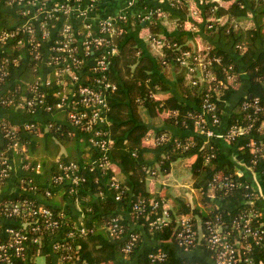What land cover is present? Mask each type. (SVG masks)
I'll use <instances>...</instances> for the list:
<instances>
[{"label": "trees", "instance_id": "1", "mask_svg": "<svg viewBox=\"0 0 264 264\" xmlns=\"http://www.w3.org/2000/svg\"><path fill=\"white\" fill-rule=\"evenodd\" d=\"M183 6L176 4L172 8ZM155 10L149 20L143 19V14L138 17L129 14L116 23L118 52L110 58L111 64L105 71L107 80L116 86L108 91L110 124L104 128L106 138L112 141L108 156L110 167H92L91 161L98 159L101 151L90 145L88 133L69 122L68 110H57L62 96L54 93L61 91L62 87L56 86L53 72L50 74L52 85L43 88L48 92L47 102L54 106L55 117L49 119L50 112L39 113L47 117L51 126L48 128L40 119L31 116L27 123L34 127L23 129L16 126L19 149L10 148L7 140L5 145H1L18 167L22 165L25 168L13 190L10 188L12 173L0 185V238L6 239L7 228L20 226L19 218H5L1 214V204L6 201L32 199L57 216L64 214L59 219V228H45L30 235L25 252L15 258L17 263L38 264L37 258L43 256L45 264H212L214 254L204 244H200L203 256L179 246L176 239L178 220L194 214L195 227L202 232L206 221L218 215L231 223L233 217L241 212L261 211L255 189L243 175L237 174L236 162L222 149L215 136L208 138L204 134L214 127L199 122L201 115L208 116L212 122L213 114L220 118V122L223 120L224 110L237 90L235 81L228 83L227 71L235 78L239 77L242 84L240 72L245 66L248 89L234 105L227 119V131L234 124L248 125L254 120L251 133L231 141V144L237 146V159L260 174L264 181V150L252 151L249 146L251 138L258 144L264 141V135L259 131L264 118V0H235L228 8L216 3L206 5L209 21L203 27L207 42L203 50L198 47L196 35L184 27H180L179 33H166L159 12ZM249 13L253 15L254 26L244 28L238 22L247 18ZM222 16H228L230 21L221 23L216 20ZM134 19V27L150 29L149 43L154 42L157 46L159 40L163 41L160 54H154L146 42L131 35ZM179 20L184 24L183 19ZM20 21L21 17L12 7L5 3L0 5V29L13 28ZM44 51L42 45L37 49L17 46L14 42L5 47L0 45V60H10V75L0 87V97L14 98L17 102L21 97L33 94L31 87L45 75ZM184 52H191L189 60L192 63L195 62L194 57L205 55L204 61H211L209 68L225 85L218 91V83L208 80L193 85L189 67L179 59ZM16 59L17 64L14 63ZM95 64L89 57L80 71L81 85L102 77L101 73H94ZM78 87L70 85L69 89L78 90ZM160 94L167 96L159 98ZM207 98L215 109L204 113L202 107ZM255 99H258L261 111L243 107L245 100L253 102ZM0 108L15 111L14 103L0 105ZM165 112H170V115L156 125L155 120ZM151 133H155L157 140L165 135L166 140L149 148L143 140ZM193 156L191 174L197 192L193 204L181 196L152 193L148 189L147 178L150 175L168 174L173 162ZM60 161L81 166L79 174L86 180L77 187L76 193L71 191L73 185L68 181L55 182L61 172ZM113 164L121 168L122 178L117 177ZM38 165L40 172L36 173ZM215 177L234 178L242 185L231 189L213 188L211 184ZM113 180H117L120 189L112 186ZM211 189L213 197L210 196ZM119 192L121 197L117 199ZM164 198L173 200L172 207L166 209ZM155 202H159L157 207H154ZM136 204L142 206L141 211L134 209ZM165 212L170 221L161 226L155 224ZM114 218L119 220L122 228L117 239L111 238L107 229ZM259 218L264 222L262 216ZM79 227L85 230L84 233ZM133 235L137 236L135 240H132ZM38 236L40 242H33V238ZM148 240L150 244H147ZM62 241L70 242L71 259L64 258L65 250L55 249L54 246ZM129 244L131 248L127 251ZM158 252H164L166 257L152 261L151 254ZM250 256L253 264H264V243L253 244Z\"/></svg>", "mask_w": 264, "mask_h": 264}, {"label": "built area", "instance_id": "2", "mask_svg": "<svg viewBox=\"0 0 264 264\" xmlns=\"http://www.w3.org/2000/svg\"><path fill=\"white\" fill-rule=\"evenodd\" d=\"M189 1L169 0L172 6L176 4L182 6L188 4ZM200 2L205 6L216 3L214 0H200ZM4 3L15 10L21 17V21L13 28L0 29V45L5 47L8 43L14 42L17 46H31L33 49L42 45L45 50V75L31 87L33 94L30 97L23 96L17 102L14 98L0 97V105L6 106L14 103L15 111L30 116L42 112L55 114L54 106L47 102L48 92L44 89L52 85L50 74L53 72L56 86L62 87L61 91L58 90L54 93L55 96H62L56 106L57 110H68L69 122L88 133L90 145L101 151L98 159L91 161L92 167H110L111 162L108 156L112 141L106 138L104 128L110 124L108 91L114 90L116 86L107 80L105 71L111 64L110 58L118 52L119 32L116 23L126 19L130 14L129 11H124L113 18H97L94 15L100 0H85V3L83 0H0V5ZM156 10L159 14L161 13L160 9ZM153 12L151 10L143 14V19L149 20ZM216 20L220 22L221 17ZM157 43L160 46L163 45L162 40ZM191 56V52H184L179 59L184 66L189 67V76L192 78L193 85H197L199 81L208 80L218 83L217 91L225 85V82L219 80L209 68L211 61H204L205 55L194 57L195 62L193 63L189 60ZM89 57L96 62L93 67L94 73L99 72L102 77L95 78L93 83L81 85L80 71L87 64ZM9 63L8 58L0 60V87L4 86L9 78ZM14 63L17 64L18 60H14ZM227 72V81L230 83V79L235 76L229 73L230 71ZM70 85H79L78 90H70ZM243 107L245 109L254 107L256 112L262 110L258 99L253 102L245 100ZM214 109L215 106L207 98L202 111L206 113L205 110L214 111ZM212 117L213 120L210 122L208 116L201 115L199 123H208L215 127L220 123V118L216 114H213ZM45 125L48 128L51 126L48 122ZM16 126H22L23 129L34 127L27 122L14 126L6 118L0 120V185L11 173L13 175L17 167L6 154V150L1 147L7 140L10 148L19 149V131ZM253 126V119L248 125L234 124L226 131L225 136L230 142L240 137H247ZM213 131L208 130L204 133V130H201V133L213 136ZM259 131L264 133V118L260 123ZM165 140L166 136L162 135L158 138L157 143ZM250 141L249 146L252 151L264 150V141H259V144L253 138ZM24 168V166H20L22 171ZM60 169L61 172L55 178V182L60 184L68 181L73 185L71 191L76 193L77 187L86 180L79 174L81 166L74 162L65 164L60 161ZM39 172L40 165L36 167V173ZM237 174L242 175L239 171ZM211 185L213 188L231 189L242 184L234 178L215 177ZM249 185L251 184L249 183ZM112 186L120 189L117 180H113ZM48 194L50 193L48 192ZM118 194L117 199L121 197V193ZM256 196L258 197L257 192ZM158 205L159 202L154 203V207ZM1 206V214L5 218H19L20 226L19 228H7L6 239L0 238V264H19L15 258L25 252L30 235L40 233L45 228L52 230L59 228L60 220L64 216L63 213L57 216L51 209L37 205L32 199L6 201ZM141 208L142 206L139 204L134 206L137 211H141ZM259 217H261L259 211H244L234 216L231 223H227L222 215H218L207 220L205 230L201 232L196 229L192 216H183L178 220L176 239L179 246L187 251L204 244L213 252L214 264H253V258L250 256L253 244L262 245L264 243V222H261ZM169 221L168 213L165 212L162 218L159 217L155 221V224L161 226ZM107 229L110 237L115 239L119 238L122 232L117 218L109 222ZM79 230L82 233L85 231L80 227ZM70 237H72V233ZM136 238L137 236H132V240ZM33 242L39 243L40 237L33 238ZM54 247L56 250H65V259L72 258L70 254L72 246L69 241L59 242ZM130 248L129 244L126 250H130ZM150 257L152 261L156 262L164 259L166 254L158 252L151 254Z\"/></svg>", "mask_w": 264, "mask_h": 264}, {"label": "crops", "instance_id": "3", "mask_svg": "<svg viewBox=\"0 0 264 264\" xmlns=\"http://www.w3.org/2000/svg\"><path fill=\"white\" fill-rule=\"evenodd\" d=\"M217 4L228 8L235 0H214ZM85 3V0H83ZM200 0H190L188 4H185L180 9H173L172 5L170 4L169 0H144L139 2L138 0H100L99 6L95 13V17L103 18V17H116L119 14L123 13L124 11H129L131 17L137 15V17L141 14H146L153 9H160L161 13L159 14L161 23L163 28L165 29L166 33H179L180 27H184L185 30L191 32L193 35H196L197 44L200 50H203L207 45L204 38V25L209 18L205 13V5ZM154 5V7H152ZM177 13L178 17L174 16L173 14ZM176 15V14H175ZM179 19L184 20V24L180 22ZM213 19V18H211ZM230 19L228 16L221 17V23L229 22ZM240 26L244 28H251L254 26L253 15L248 14V17L242 21L238 22ZM136 25V19H134V23L132 26V31L130 32L131 35L137 36L142 41L146 42L151 48V51L154 54L161 53V46L155 45L154 42L149 43V38L151 31L148 27L142 26L134 27ZM131 28V27H130ZM131 30V29H130ZM164 37V36H163ZM117 40V38H115ZM242 84L239 82L238 78L230 79V83L236 82V93L232 97L231 101L228 102L226 109L224 110V118L221 122L215 126L214 135L216 138L215 140L220 144L222 149L231 157L237 164V171H239L248 181L252 187L255 189L258 195V201L260 206L261 216L264 220V181L262 180L260 174L255 172L251 169V167L246 166V164L237 159L235 152L237 149L236 145H232L231 142L226 138V131H227V119L230 116V113L234 107V105L246 94L248 89V74L246 71V67H241L240 72ZM237 80V81H236ZM166 94L158 95L159 98L166 97ZM170 112H165L160 115L155 121L157 122L156 125H160L161 122L163 123V119L168 117ZM55 115L52 114L49 116V119L54 118ZM1 118H8L12 120L14 123L22 125L28 121V119L32 118L30 115H26L22 112L17 111H7V109L0 108V119ZM35 119H40L43 123L46 124V116H42L37 114L34 115ZM159 127V126H155ZM155 129V128H154ZM153 129V132L155 130ZM264 135V133H263ZM207 136V135H206ZM213 136H207L211 138ZM143 144L149 148H153L157 145V137L155 133H151L143 140ZM195 160V156L185 159H179L172 163V169L168 174H155L150 175L147 178L148 181V189L152 193H161V194H171L172 196H181L185 198L190 203H194V200L197 198V192L193 186V178L191 174V164ZM113 170L117 173V177L122 178L123 172L118 165L112 166ZM22 169L20 167H16L15 172L11 177V184L10 188L13 190L15 188V183L17 182L18 178L22 174ZM210 196H214V192L211 189ZM165 203V207L170 208L173 205L172 199H163ZM79 212V211H78ZM77 212V213H78ZM187 215V216H192ZM193 217V216H192ZM147 244H150V240L146 241ZM192 254L201 255L202 251L200 245L196 246L195 249L188 251ZM211 259V258H210ZM212 260V259H211ZM39 264V263H38ZM45 264V263H44ZM59 264V262L55 263ZM212 264H214V260H212Z\"/></svg>", "mask_w": 264, "mask_h": 264}, {"label": "rangeland", "instance_id": "4", "mask_svg": "<svg viewBox=\"0 0 264 264\" xmlns=\"http://www.w3.org/2000/svg\"><path fill=\"white\" fill-rule=\"evenodd\" d=\"M190 77V76H189ZM191 78V77H190ZM37 262L39 263V264H44L45 263V257H43V256H39L38 258H37Z\"/></svg>", "mask_w": 264, "mask_h": 264}]
</instances>
